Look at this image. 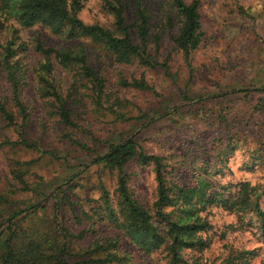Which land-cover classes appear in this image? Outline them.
<instances>
[{
	"label": "rangeland",
	"instance_id": "rangeland-1",
	"mask_svg": "<svg viewBox=\"0 0 264 264\" xmlns=\"http://www.w3.org/2000/svg\"><path fill=\"white\" fill-rule=\"evenodd\" d=\"M81 2L79 17L84 23L112 26L113 19L103 12L99 0ZM145 2L153 8L152 0ZM198 2L204 37L190 66L169 35L162 42L159 61L172 55L170 75L160 67L117 64L90 46V65L101 70L106 82L98 104L85 81H76L73 71L56 65V85L73 104L74 127L46 116L30 78L24 96L27 119L10 103L17 126L0 124V240L7 239L12 223L19 235L35 229L49 234L51 240L65 226L75 236L68 258L71 264L103 257V251L91 250L93 243L117 233L101 226L92 231L85 215L95 206L93 200H99L101 186L115 196L118 180L115 171L93 161L121 138L134 137L147 155L165 158L169 177L184 187L198 188L203 180L207 194L226 192L224 187L242 182L264 190V91H260L264 89V0ZM128 18L131 24L132 12ZM21 35L29 44L40 38L57 50L76 44L41 27ZM40 60L30 49L25 62L32 71ZM141 77L153 91L119 84L121 79ZM75 84L79 96L69 97ZM15 172L24 184L15 179ZM125 172L134 199L152 208L157 200L153 167L142 166L135 158ZM260 205L264 210V197ZM207 214L213 226L209 246L202 252L184 251L187 261L221 264L231 252L255 250L251 264H264V244L254 214L229 213L217 205L202 216ZM118 253L126 257L123 264L170 261L166 248L146 256L124 237Z\"/></svg>",
	"mask_w": 264,
	"mask_h": 264
},
{
	"label": "trees",
	"instance_id": "trees-1",
	"mask_svg": "<svg viewBox=\"0 0 264 264\" xmlns=\"http://www.w3.org/2000/svg\"><path fill=\"white\" fill-rule=\"evenodd\" d=\"M99 2L103 12L113 19L111 27L84 23L79 17L81 0H0V124L17 126L10 103L24 121L27 119L24 96L32 78L46 116L58 119L66 127L75 126L73 104H68V99L56 85V65L65 71H73L76 81H85L83 85L91 91L92 99L101 104L106 82L101 70L90 65V46L117 64H137L147 69L160 67L170 75L172 55H167L164 62L159 61L166 35L184 55L188 66L193 52L203 42L198 0L190 3L186 0H152L153 8L145 0ZM130 12L133 16L131 24L128 22ZM34 27L47 29L54 37L76 44L59 50L45 46L40 38L29 44L21 33ZM30 49L41 56L32 71L29 62H25ZM119 84L124 88L153 91L144 77L132 81L121 79ZM73 94L79 96L76 84L69 97ZM135 158L142 166L153 167L157 200L150 209L134 199L129 188L125 169ZM165 162V158L147 155L134 137L121 138L108 146L105 155H97L93 163L104 164L115 171L118 188L114 196L101 186L102 194L99 200H93L95 206L85 219L92 222V231L96 232L101 226L116 231L117 235L106 236V240L97 239L91 250H101L104 255L90 259L86 264H123L126 257L118 253L121 237L146 256L166 248L169 264H200L198 260L187 261L183 252H202L208 248L213 226L208 220L209 214L206 217L202 214L212 205L238 215L254 214L264 244V210L260 205L264 190L242 182L224 187L226 192L207 194L206 181L201 180L198 188L174 182ZM14 176L21 184L25 183L18 172ZM202 184L206 187H201ZM216 195L218 200L214 198ZM40 232L34 229L19 235L12 223L7 239L0 240V264H71L68 258L72 255L71 240L75 236L70 230L61 226L58 234H53V240L49 234ZM256 252H231L221 264H251Z\"/></svg>",
	"mask_w": 264,
	"mask_h": 264
}]
</instances>
